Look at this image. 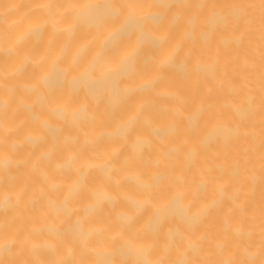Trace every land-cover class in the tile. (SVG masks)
Instances as JSON below:
<instances>
[{
	"label": "bare ground",
	"instance_id": "bare-ground-1",
	"mask_svg": "<svg viewBox=\"0 0 264 264\" xmlns=\"http://www.w3.org/2000/svg\"><path fill=\"white\" fill-rule=\"evenodd\" d=\"M0 264H264V0H0Z\"/></svg>",
	"mask_w": 264,
	"mask_h": 264
}]
</instances>
